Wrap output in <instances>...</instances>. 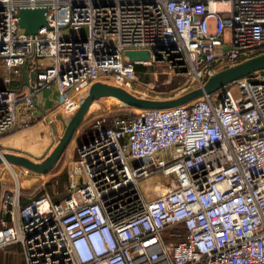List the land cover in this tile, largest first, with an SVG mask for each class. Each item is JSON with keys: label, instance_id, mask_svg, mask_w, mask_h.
I'll return each instance as SVG.
<instances>
[{"label": "built area", "instance_id": "1", "mask_svg": "<svg viewBox=\"0 0 264 264\" xmlns=\"http://www.w3.org/2000/svg\"><path fill=\"white\" fill-rule=\"evenodd\" d=\"M27 8L45 11L34 34L18 26ZM132 50L149 59L129 61ZM261 51L264 0H0V137L52 122L36 108L48 87L61 104L98 81L141 84L136 67L154 63L200 87ZM26 66L33 76L18 97ZM133 111L93 120L71 163L80 180L61 200L21 206L9 167L0 251L19 244L24 264H264V72ZM153 178L163 191L152 199Z\"/></svg>", "mask_w": 264, "mask_h": 264}, {"label": "rangeland", "instance_id": "2", "mask_svg": "<svg viewBox=\"0 0 264 264\" xmlns=\"http://www.w3.org/2000/svg\"><path fill=\"white\" fill-rule=\"evenodd\" d=\"M63 11V10H62ZM63 16H65L66 11H63ZM66 21V18L65 20ZM228 39V38H227ZM251 58V57H250ZM137 70L139 72V78L141 79V84L133 85L132 87H127L120 82H115L114 84L110 81H104L110 85L120 86L126 91H128L131 95H135L138 97L146 98V99H157V100H167L168 98L179 97L185 94V92L196 88L195 85L187 84L186 77L182 78L181 76H176L173 72L164 65H158L154 63L153 66L150 67H142L137 66ZM160 71V74H156L153 71ZM46 90L50 91L51 97L53 100L60 102L62 98L55 95L52 92L51 88L48 87ZM87 88L85 86H81L76 88L70 95H68V99L61 103L64 105H60L58 103L54 108L50 111L55 110L56 114L52 115V122L48 125L44 124V122L35 121L38 131L41 133L40 135H48L50 134L51 141L42 142V145L39 147L42 150V147L46 148L44 151H36L29 153V156L24 154H19L14 152L15 154L22 155L27 157L34 162H42L44 161L48 155L53 150V147L57 144L59 137L63 134V130L69 121V119L73 116V113L81 103V101L86 97ZM234 96L237 97L238 93L234 92ZM19 106H22V102H19ZM61 106V107H59ZM118 106V109H114L111 111V108ZM59 107V108H58ZM122 106L120 103L115 102L113 99L99 97V99L93 101L83 119L84 122L87 123L89 119L93 117V114L105 111L106 113H120V114H133L134 111H128L121 109ZM116 111V112H115ZM53 113V112H51ZM51 115V114H50ZM58 121L57 128H55V122ZM34 125V124H33ZM87 126V125H86ZM31 127V125H30ZM88 128V126L86 127ZM57 129V131H56ZM85 127L80 130L78 134H76V138L66 147V150L63 154L56 160V162L52 165V168L49 170L47 174H41L34 171H29L24 167H21L16 164H10V168H13L16 172H20L19 182L16 185L19 188V192L23 193L24 196L28 200H32L37 197L47 195L49 198L51 197L53 200H61L66 194L67 191L75 186L77 182L80 180L79 178H72L71 171V163L75 161L78 157V147L80 145V137H82V132ZM15 131V130H13ZM11 131V132H13ZM77 133V132H76ZM84 133V132H83ZM7 135V134H6ZM5 136V135H4ZM3 136V137H4ZM2 137V138H3ZM49 142V143H48ZM45 143H48L45 145ZM48 145V146H47ZM1 153H11L10 151L0 144ZM13 153V154H14ZM12 154V153H11ZM31 155V156H30ZM8 166L4 163L0 164V181L3 179L4 182L11 184L13 189H15V182L13 177V171L10 170ZM63 177V180H62ZM150 184L148 185V198H152L161 193L162 186L159 185L157 179L153 178L148 180ZM146 183L142 184L143 189L145 190ZM167 233V232H166ZM165 237V234H164Z\"/></svg>", "mask_w": 264, "mask_h": 264}, {"label": "water", "instance_id": "3", "mask_svg": "<svg viewBox=\"0 0 264 264\" xmlns=\"http://www.w3.org/2000/svg\"><path fill=\"white\" fill-rule=\"evenodd\" d=\"M45 11L40 8H27L18 11V26L24 30L25 34H34L38 28L45 26ZM124 55L129 61H146L149 59V54L144 50L126 51ZM256 71H264V52L253 55V57L240 61L236 65L220 69L210 75L200 87H196L185 92L184 95L167 100L146 99L129 94L120 86L110 85L105 82L98 81L90 85L87 89L86 97L81 101L73 116L67 122L63 134L59 137L57 144L48 157L42 162H34L22 155L11 153H0V164L10 163L26 168L29 171L47 174L52 168V165L63 154L66 147L77 132L79 125L82 123L91 103L99 97H111L117 99L121 103L127 105L131 109H168L170 107L185 105L186 103L198 99L205 94L216 92L222 86L253 74ZM33 74H30L32 77ZM25 80H28L25 74Z\"/></svg>", "mask_w": 264, "mask_h": 264}, {"label": "crops", "instance_id": "4", "mask_svg": "<svg viewBox=\"0 0 264 264\" xmlns=\"http://www.w3.org/2000/svg\"><path fill=\"white\" fill-rule=\"evenodd\" d=\"M25 74H27L28 77L31 74L28 66L23 68L22 82L18 86H17V84H14V86H17L16 91L18 93L17 94L18 97L24 95L28 90V81H26L24 78ZM50 93H51L50 91L43 89L36 96V98H37L36 108H37V114H38L39 118L40 117L41 118L47 117V116L52 117L53 114H56L55 110L57 108L53 111H50V110L52 108H54L58 104V102L56 100H53ZM60 105L62 106L64 104H60ZM61 106H59V107H61ZM51 112H53V113H51ZM39 121L43 122L41 119ZM39 121H37V122H39ZM33 124L31 125V127L24 129V130H15L13 132H8L6 136H4L3 138H0L1 146H3L4 148H6L10 151H13V152H11L12 154L14 152H16L19 154H24L26 156H29V153H31V152H36V151L41 150L39 147L42 145V142H46V141L50 142L51 141L50 134H49V136L48 135L47 136L46 135H40L41 133L38 131L36 124L35 123H33ZM56 124H58V121L55 122V126H56L55 128H57V126L59 125V124L58 125H56ZM56 131H57V129H56ZM48 143H45V145ZM45 147L44 148L42 147L41 151L46 150ZM11 187H12L11 184L4 182L2 179L0 181V195L2 193H5V192L13 191V188H11ZM2 218H3V215L0 212V219H2ZM4 218L8 219V217H4ZM9 248H13V246L9 247ZM9 258L10 257H8V254L6 251L0 252V264H7L9 261ZM13 259H12V261L10 260V262H13Z\"/></svg>", "mask_w": 264, "mask_h": 264}, {"label": "trees", "instance_id": "5", "mask_svg": "<svg viewBox=\"0 0 264 264\" xmlns=\"http://www.w3.org/2000/svg\"><path fill=\"white\" fill-rule=\"evenodd\" d=\"M264 51H261V52H258L256 54H259V53H263ZM254 54V55H256ZM136 70H137V67H136ZM138 72V70H137ZM264 72V71H263ZM252 75V74H250ZM208 77H206L204 79V81L207 79ZM218 91V90H217ZM104 98H109V99H113L115 102L117 103H120L123 110H128V111H131L133 109H131L130 107H128L127 105L121 103L120 101H118L117 99L115 100L114 98H111V97H104ZM113 111L114 109H118V106L114 107V108H111ZM116 112V111H115ZM107 114H114V113H106L105 111H102V112H99V114L95 113L93 114V117L91 119H89V121L84 122L82 121V123L79 125L78 129H77V133L74 134L72 140L70 141V143L74 140V138H76V134H78L80 132V130H82L83 127H85V129L83 130L82 132V137H80V145H83L84 143L90 141L94 136H95V133L93 131V128H92V124H93V120L97 117H99L100 115H107ZM116 114H120V113H116ZM120 115H124V114H120ZM88 128H86L87 126ZM6 136V134H4ZM3 135V136H4ZM3 136H1L0 138H2ZM69 143V144H70ZM68 144V145H69ZM62 180H63V177H62ZM30 200H28L23 193L19 192V202L21 204V206H24L26 205L27 203H29ZM177 230H179L180 232L182 231V228H177ZM13 248H9V247H12ZM12 246H8L7 248H5L4 251L7 252L8 254V257L9 258V261L7 264H24V259H23V254H21V248H20V245L19 244H16V245H12ZM20 248V249H19ZM3 251V252H4ZM1 252V251H0ZM15 257V258H14ZM14 258V259H13ZM13 259V262H10V260L12 261ZM16 259V260H15Z\"/></svg>", "mask_w": 264, "mask_h": 264}, {"label": "bare ground", "instance_id": "6", "mask_svg": "<svg viewBox=\"0 0 264 264\" xmlns=\"http://www.w3.org/2000/svg\"><path fill=\"white\" fill-rule=\"evenodd\" d=\"M106 81H109V80H106ZM111 82V81H110ZM113 83V82H112ZM114 84V83H113ZM117 86V85H116ZM122 88V87H121ZM125 90V89H124ZM128 92V91H127ZM129 93V92H128ZM130 94V93H129ZM0 153H1V151H0ZM4 164L6 165V166H8V167H10V165L9 164H7L6 162H4Z\"/></svg>", "mask_w": 264, "mask_h": 264}]
</instances>
